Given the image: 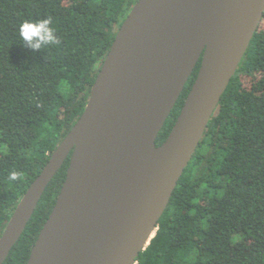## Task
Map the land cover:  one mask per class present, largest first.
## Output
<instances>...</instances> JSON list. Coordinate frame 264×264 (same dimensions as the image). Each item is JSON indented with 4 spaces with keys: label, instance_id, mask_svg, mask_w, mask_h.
Listing matches in <instances>:
<instances>
[{
    "label": "water",
    "instance_id": "95a60500",
    "mask_svg": "<svg viewBox=\"0 0 264 264\" xmlns=\"http://www.w3.org/2000/svg\"><path fill=\"white\" fill-rule=\"evenodd\" d=\"M263 16L264 0H139L85 111L11 216L0 238V264L69 157L66 180L27 264H136ZM200 61L178 119L157 147Z\"/></svg>",
    "mask_w": 264,
    "mask_h": 264
},
{
    "label": "trees",
    "instance_id": "16d2710c",
    "mask_svg": "<svg viewBox=\"0 0 264 264\" xmlns=\"http://www.w3.org/2000/svg\"><path fill=\"white\" fill-rule=\"evenodd\" d=\"M139 0H0V238L85 111L116 35ZM51 17L60 44L32 52L19 26ZM190 77L157 139L169 137ZM65 82L67 94L62 93ZM48 185L4 264H27L66 180ZM22 173L18 181L10 171ZM136 264H264V16Z\"/></svg>",
    "mask_w": 264,
    "mask_h": 264
},
{
    "label": "clouds",
    "instance_id": "9594fccd",
    "mask_svg": "<svg viewBox=\"0 0 264 264\" xmlns=\"http://www.w3.org/2000/svg\"><path fill=\"white\" fill-rule=\"evenodd\" d=\"M19 37L21 45L34 53L60 44L51 17L24 20L19 26ZM21 176L22 173L13 170L8 173L7 179L15 182Z\"/></svg>",
    "mask_w": 264,
    "mask_h": 264
},
{
    "label": "rangeland",
    "instance_id": "374dc122",
    "mask_svg": "<svg viewBox=\"0 0 264 264\" xmlns=\"http://www.w3.org/2000/svg\"><path fill=\"white\" fill-rule=\"evenodd\" d=\"M67 84L65 83V82H63L62 84H61V91H62V93H64V94H67Z\"/></svg>",
    "mask_w": 264,
    "mask_h": 264
}]
</instances>
